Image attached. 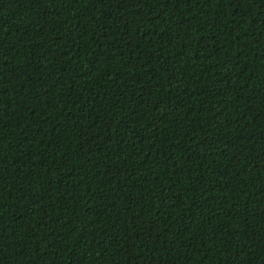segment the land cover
Here are the masks:
<instances>
[{
	"label": "trees",
	"instance_id": "16d2710c",
	"mask_svg": "<svg viewBox=\"0 0 264 264\" xmlns=\"http://www.w3.org/2000/svg\"><path fill=\"white\" fill-rule=\"evenodd\" d=\"M0 264H264V0H0Z\"/></svg>",
	"mask_w": 264,
	"mask_h": 264
}]
</instances>
